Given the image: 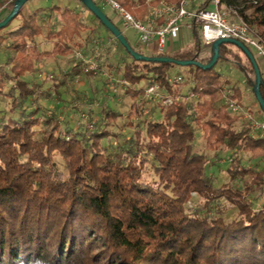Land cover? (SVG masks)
Listing matches in <instances>:
<instances>
[{"label":"trees","instance_id":"1","mask_svg":"<svg viewBox=\"0 0 264 264\" xmlns=\"http://www.w3.org/2000/svg\"><path fill=\"white\" fill-rule=\"evenodd\" d=\"M4 1L13 9L17 0ZM117 1L136 13L135 0ZM164 1L180 4L183 0H155L154 4ZM240 1L245 7L233 11L236 19L242 17L264 41V0H221V6L233 8ZM212 2L206 0L201 8L211 7ZM24 8L0 29V44L15 52L9 64L0 66V103L10 100L11 112L19 114L10 122H0V264H264V202L254 208L249 200L256 190L264 194V169H244L236 157L228 170L231 180L248 175L253 179L244 188L214 189L206 175L207 157L194 151L196 124L209 150L244 151L264 159V137L254 138L250 127L237 130L241 116L229 113L225 105L215 106L225 97L216 73L220 61L232 60L244 71L255 96V69L244 52L235 46L248 65L232 45L224 44L213 68L189 66L196 70L191 90L210 100L193 104L175 99L168 106L158 104L162 118L150 113L135 124L141 112L138 100L146 89L133 87L155 79L178 97L169 78L180 66L137 61L85 7L131 59L125 62L124 72L132 83L127 89L133 100L127 124L134 132L125 135L117 125L110 129L121 114L103 109V130L89 136L77 134L64 129L58 120L38 117L34 110L37 87L24 77L44 58L71 56L75 39L89 28L71 8L53 6L62 27L49 32V38L56 39L53 51L41 52L36 39L42 36V27L36 15L23 16ZM18 18L21 23L10 29ZM192 33V49L173 58L207 66L213 57L211 46L201 42L196 29ZM261 93L264 97V83ZM234 97L239 99L240 93L236 91ZM255 103L264 120L256 97ZM58 156L67 173L60 169ZM150 168L156 178L147 181ZM195 195L206 202L193 212L188 205ZM221 198L237 210L231 222L212 214L211 205Z\"/></svg>","mask_w":264,"mask_h":264},{"label":"rangeland","instance_id":"2","mask_svg":"<svg viewBox=\"0 0 264 264\" xmlns=\"http://www.w3.org/2000/svg\"><path fill=\"white\" fill-rule=\"evenodd\" d=\"M139 1L140 0H135L137 6L134 15L136 16L140 13H144L147 7L146 3L148 2V0H145L146 3L142 4ZM59 2H61V8L69 7L75 12H79L82 20L89 29L75 39L74 42L76 44H73L74 51L71 56L44 58L36 63L34 72L26 74L24 79L29 85H35L38 91L37 95L34 97V110H38V117L40 119L58 120L64 129L71 130L73 133L77 134L85 133L88 136L105 128L106 122L104 123L102 121V110H111L112 112L120 113L121 117L114 124L110 125V129L117 125L123 128V133H125V135L133 133L134 128L127 124L129 123L128 116L131 113V106L133 104L131 96L127 94V89L132 86V83L124 72L125 62H129L131 59L126 55L125 50L116 39L94 19L93 15L86 10L79 0H69V5H63L61 0H30L26 3L22 12L23 16L28 18L31 15H36L43 30L42 36L36 39L39 51H53L54 49L56 39L49 38V32L50 30L58 31L62 27L59 13L52 10L53 6H58L53 4H58ZM205 2L206 0H200L198 5L202 6ZM244 7L245 3L240 1L236 7L228 8L226 5H223L220 9L229 14V20L234 21L237 19L233 11L242 10ZM12 10L13 9L7 2L0 0V20L7 18ZM130 12L132 13L133 11ZM105 13L121 28L130 44L137 51L145 56L153 57L149 55L151 53V48L139 44L137 33L133 29H126L124 27L122 18L115 10L111 7H105ZM251 13L252 12L249 11L247 15H251ZM19 18L12 24L10 29L18 27L21 23ZM241 19L243 18L241 17ZM10 29L3 31L2 34H6ZM254 33L257 34L256 29H254ZM230 47H232L235 53L241 56V62L244 65H248L245 55L238 52L234 45ZM92 49H98L100 51L99 56L96 57L99 67L96 73L86 72L80 59L75 57V53L77 52L90 54V50ZM191 49L192 47L190 50ZM250 51L255 56L258 66L261 69V63L255 51L252 49H250ZM163 55L168 56L167 53ZM13 58H15V52L9 49L5 44H0V66L9 64ZM76 66H78V68L74 70ZM74 71H78V73L74 75ZM195 72L196 70L189 66H180L175 67L170 74V78L179 76L183 78V81L175 86L177 95L181 97L180 99L193 104L199 101L210 100L209 96H204L202 98L199 94L191 90L195 85L191 82ZM216 73L220 75L219 86L221 90L224 91L225 96H227L230 91L233 92L234 95L236 91H238L240 97L237 100L242 104L243 108L252 112L256 118H263L255 103V96L246 82L244 71L230 60L220 61L216 66ZM115 81H124L125 83L115 84L117 86H114V83H116ZM150 81L146 80L139 86L133 88L138 89L141 87L147 89ZM113 88H116L117 91L115 92ZM193 93L196 95L195 97H191ZM225 102L226 98L224 97L216 102L215 106L220 107L225 105ZM158 104V100H145L143 102V107L139 108L141 112H139L140 115L135 117L134 123H139L144 117L149 116L150 113H153L154 117L157 119L162 118V113L160 112ZM11 108V101L2 99L0 103V122H10L19 117L18 113L11 112ZM143 110L147 112H143ZM194 125L197 130V141L194 151L197 154H202L207 157L206 175L214 189H220L227 185L244 188L245 182H250L253 179L251 175H248L245 178H238L236 181L231 180L228 170L230 167H233V160L236 157L239 158L244 169L257 171L264 169V159L253 158L250 153L244 151L230 152L224 149L215 151L209 150L201 128L196 126V124ZM249 125L248 120H246L244 116H241V118L238 117L235 128L237 130H244L249 127ZM250 133L254 138L264 137V134L261 132L257 134ZM121 141H123V139H121ZM104 144L105 146L108 145L107 141H105ZM116 145L117 143H115V146ZM116 153L117 151L114 149L112 157L115 158ZM57 161L60 165V169L64 171V173H67L65 165L59 156L57 157ZM145 178L147 181L156 178L151 168L148 169ZM249 200L254 208H260L264 202V194L256 190V192L251 194ZM205 202L206 201L199 195H195L188 205V209L195 212L197 209L203 208ZM210 209L213 215L223 217L226 222H231L237 217L236 208L226 198L215 201ZM203 210L205 211V209ZM221 210H224L223 214L217 213V211Z\"/></svg>","mask_w":264,"mask_h":264},{"label":"built area","instance_id":"3","mask_svg":"<svg viewBox=\"0 0 264 264\" xmlns=\"http://www.w3.org/2000/svg\"><path fill=\"white\" fill-rule=\"evenodd\" d=\"M101 7H111L115 10L123 20L126 29H133L138 37L141 46L156 49V56H164L170 43L179 39L184 28L190 31L196 29L204 45L212 46L221 39H234L240 41L249 49L255 51L257 58L261 63V75L264 83V41L254 33V30L242 19L234 21L229 20V14L223 12L221 0H213L211 7L201 8L200 0H183L180 4L161 2L154 4L155 0H148L146 3L149 10L144 18H138L136 15L125 9L117 0H97ZM190 4L195 5L190 8ZM100 51L98 49L90 50V54L82 52L75 53V57L80 62L86 72L96 73L99 70L98 57ZM183 81L182 77L169 78V83L176 86ZM115 84H124V81H115ZM114 89V88H113ZM116 92L117 89L115 88ZM193 93L191 97H195ZM181 97H173L161 86L159 82L152 79L145 90V94L138 101L140 108L143 107L145 100H158L159 104L168 106L173 104L175 99ZM225 106L229 113L233 115L244 116L249 122L250 130L253 134L259 132L264 134V120L256 118L252 112L245 110L242 104L234 98L233 92H228L225 96ZM143 112H147L143 110Z\"/></svg>","mask_w":264,"mask_h":264},{"label":"water","instance_id":"4","mask_svg":"<svg viewBox=\"0 0 264 264\" xmlns=\"http://www.w3.org/2000/svg\"><path fill=\"white\" fill-rule=\"evenodd\" d=\"M30 0H17L15 6L11 12V14L4 19V21L0 22V29H3L9 25V23L18 15L21 9L26 5V3ZM83 5L92 13L94 14L102 23L103 25L114 35V37L120 42V44L127 49V51L132 55L134 59L137 61H146V62H157V63H175L179 66H191L196 65L203 69H211L213 68L218 60L220 59V47L224 44H230L238 47L241 49L244 54L249 58L250 62L253 64L256 74V82L253 87V91L257 101L264 113V97L261 93V87L263 83L262 75L258 63L255 59V56L250 51V49L245 46L240 41L234 39H221L213 43L211 46V51L213 54L212 61L207 66H203L202 64L196 61H179L175 60L173 57H149L142 55L141 53L135 51L131 44L129 43L128 39L124 35L123 31L114 23L112 22L106 13L100 8L94 0H80Z\"/></svg>","mask_w":264,"mask_h":264},{"label":"crops","instance_id":"5","mask_svg":"<svg viewBox=\"0 0 264 264\" xmlns=\"http://www.w3.org/2000/svg\"><path fill=\"white\" fill-rule=\"evenodd\" d=\"M61 1H62L63 5H69L70 4L69 0H61ZM60 3L61 2H59L58 4H53V5H58L61 8ZM189 6H190V8H194L195 7V5H193V4H190ZM78 8H79V6H78ZM147 10H149V6L148 5L145 8L144 13H140L141 15L138 14L137 17L138 18H144L146 16L147 12H148ZM76 13L79 14V12H76ZM193 44H194V39H193L192 31H190L188 28H184L182 30L181 34H180L179 39L174 41V42H172V43H170L166 53H167V55L169 57H176L178 55H182V54L190 51V48L193 47ZM149 55L156 56L157 55L156 49H151V53ZM142 98H140V100Z\"/></svg>","mask_w":264,"mask_h":264}]
</instances>
